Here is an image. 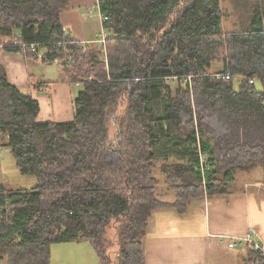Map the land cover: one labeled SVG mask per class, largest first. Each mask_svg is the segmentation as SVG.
Segmentation results:
<instances>
[{"label":"trees","instance_id":"1","mask_svg":"<svg viewBox=\"0 0 264 264\" xmlns=\"http://www.w3.org/2000/svg\"><path fill=\"white\" fill-rule=\"evenodd\" d=\"M98 6L105 52L69 37V0H0V44L28 61L39 45L42 63L79 87L71 122L40 124L39 102L0 67V141L36 179L0 185V208L10 205L0 264H52V246L73 242L90 244L98 264H145L156 212L184 218L197 201L230 203L237 176L254 170L264 184V0H241L232 30L222 0ZM248 263L264 258L250 248Z\"/></svg>","mask_w":264,"mask_h":264},{"label":"crops","instance_id":"2","mask_svg":"<svg viewBox=\"0 0 264 264\" xmlns=\"http://www.w3.org/2000/svg\"><path fill=\"white\" fill-rule=\"evenodd\" d=\"M98 2L69 0V8L60 17L69 37L89 50L99 49L97 41L102 23ZM0 67L11 85L39 102L38 123H66L74 119L73 102L79 87L67 81L60 65L28 61L22 53L0 49ZM2 141L0 185L27 189L5 184L10 150ZM236 179L230 203L197 201L192 204L190 215L184 218L168 211L156 212L145 241V264H249V246L228 247L231 237L245 236L249 231L264 251V184L259 177L247 182L248 178L239 174Z\"/></svg>","mask_w":264,"mask_h":264},{"label":"rangeland","instance_id":"3","mask_svg":"<svg viewBox=\"0 0 264 264\" xmlns=\"http://www.w3.org/2000/svg\"><path fill=\"white\" fill-rule=\"evenodd\" d=\"M241 0H222V8L224 13V23L225 27L228 30H232L233 25L236 23L238 17V12L236 10V5ZM223 72V66L218 65L215 67V69L211 70L212 74H220ZM237 88V84H235ZM79 91V88H78ZM1 153V150H0ZM11 159V160H10ZM11 161V163H10ZM10 163V167L7 170V166ZM6 175L7 177V183L9 186H15V185H22L23 188L31 189L36 185V179L34 176L25 175L18 170L17 166L15 165L14 156L9 151V154L7 156L6 161ZM13 167V168H12ZM15 171V172H14ZM15 173V174H14ZM244 177L248 178L247 182H251L250 180H254L257 177L260 178L261 172L260 170H254L249 174L243 173ZM8 188V187H7ZM10 188V187H9ZM160 192H165V196H162L161 199L166 201H173L174 195L169 191V189L163 185L160 190ZM242 237V236H238ZM52 254V264H98L97 255L94 251V248L86 243H70V244H55L52 246L51 249Z\"/></svg>","mask_w":264,"mask_h":264},{"label":"built area","instance_id":"4","mask_svg":"<svg viewBox=\"0 0 264 264\" xmlns=\"http://www.w3.org/2000/svg\"><path fill=\"white\" fill-rule=\"evenodd\" d=\"M97 9H98L99 15H100V18H99L100 22L102 23V31H101V35L97 41V44L99 46V49L103 50L105 52V50H106V39H107L106 35L107 34L103 29L104 17L100 14L99 6H97ZM92 12H93V10H90V14H92ZM18 38H21L20 34H18ZM18 46L26 47L24 45L14 44V47H18ZM8 47H11V45L0 44V49L6 50ZM30 47H31L32 51L34 52L37 61L42 63L43 59H44V57H43L44 49H42L39 45H31ZM84 47H85V49H87L86 46H84ZM225 79H230L229 74L227 76H225ZM254 81L255 80H252L251 83H254ZM9 206H10L9 203H6V205H4V207L0 208V217H1L3 212L9 210ZM243 245L249 246L256 253L259 252V254H261L264 258L263 247L259 242H257L254 239V234L252 231H249L245 236H242V237H231L229 239V242H228V247L230 249H234L238 246H243Z\"/></svg>","mask_w":264,"mask_h":264},{"label":"bare ground","instance_id":"5","mask_svg":"<svg viewBox=\"0 0 264 264\" xmlns=\"http://www.w3.org/2000/svg\"><path fill=\"white\" fill-rule=\"evenodd\" d=\"M6 203H9V202H6ZM6 203H4V205H6ZM4 207V206H3Z\"/></svg>","mask_w":264,"mask_h":264}]
</instances>
